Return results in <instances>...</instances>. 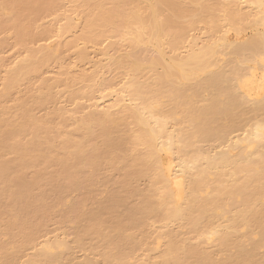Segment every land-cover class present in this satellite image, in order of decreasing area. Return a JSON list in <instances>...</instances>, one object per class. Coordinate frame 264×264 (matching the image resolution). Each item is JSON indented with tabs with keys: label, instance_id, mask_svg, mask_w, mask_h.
I'll use <instances>...</instances> for the list:
<instances>
[{
	"label": "bare ground",
	"instance_id": "obj_1",
	"mask_svg": "<svg viewBox=\"0 0 264 264\" xmlns=\"http://www.w3.org/2000/svg\"><path fill=\"white\" fill-rule=\"evenodd\" d=\"M45 1L0 0V11L8 9L7 11L14 16L12 28L16 31L19 37L18 41L24 45L27 53L25 63L5 76L0 92V232L4 233L0 234L4 238L8 237L11 241L10 247L4 244L5 241L3 243L0 241V264H14L23 256L22 251L25 249L35 250V252L26 258L24 264H98L94 259L85 257L75 261L74 251L89 252L101 258L103 264H263L264 0H228V2L225 0L221 5L219 3L222 2L219 0V3L217 0H191L193 3L191 6L199 4L198 13L195 8L192 12H196L198 16L201 14L199 16L201 19L197 16L196 18L194 13L188 12L186 15L187 11L184 10L186 7L189 9L190 2L184 0H81L86 11L88 10L83 22V34L81 33L80 37L82 41L96 45L101 39L116 38L124 40L127 47L134 50L150 46L159 60L152 56L149 60H140L128 56L127 53L121 59L110 58L112 67L114 66L117 70L120 71L118 68L131 69L121 72L125 77L128 76V80L129 77L131 78L132 84L130 81L127 82L128 85H131L121 90L117 94L116 101H112L114 103L111 105L107 104L108 106L104 110L94 111L86 118L77 121L73 132H67L59 125L52 126L53 119L50 122V120L39 121L35 118L34 111L41 109L47 102L53 100L51 93L53 86L51 85L41 84L39 91L29 95L25 94L23 98H19L18 103L16 102L17 104L12 106L14 113H9L10 107L6 108L3 104V101H6L15 89L19 90L20 83L30 82L43 68L48 66L52 59H56L52 55L53 53L49 52L50 50L47 52L46 49L36 51L27 48V45L34 40L33 37L26 34L27 30L34 25L38 18L47 13V9L41 8ZM182 1L185 2L184 6L181 5L182 3L180 4ZM187 2H189L188 5ZM243 8L248 9L247 13L246 11L242 12ZM213 9L216 16L222 15V18L219 17L222 21L213 15ZM216 10L221 12L220 15L216 13L218 12ZM189 11L191 12V10ZM183 12L187 17L182 15ZM189 14L194 15L191 18L193 20H190L189 24H185L187 27L183 25L185 27L183 31L177 27L180 24L176 21L181 19V16L182 19L184 17L188 19L191 17ZM212 17L217 19H212ZM195 18L202 20V22L198 20L199 24L206 20L204 25L202 24L203 30L211 39L202 41V38L200 44H198V39H192L188 42L186 51L180 53L179 45L187 35L186 29L195 27L194 24L197 23ZM218 21L220 26H218ZM242 23L247 25L249 29L247 32L250 31V35L245 38L238 36L243 27L246 29L245 26H241ZM246 30H244L245 33H247ZM232 31L236 32H234L236 36H231ZM243 32L241 34H244ZM215 33L216 35L222 33V35L220 34L221 36L218 37ZM206 34L205 37H207ZM214 35L216 38L213 39ZM166 49H168V53H166ZM227 56L230 58H227L229 61L225 60ZM217 57L220 59L213 61ZM157 60L159 61L158 65L160 61L168 64L167 67L170 71L174 67L180 68L183 71L180 72L188 75L190 79H194L198 74L206 72L211 67L212 70L214 68L222 69L223 67L216 66L222 62L223 64L228 62L225 65L229 66L224 70L228 71V68L233 70L229 73L232 75L231 82H229L232 83V86H229L230 90L224 91V86L219 85L226 79L228 73L223 69L222 72L217 69L219 72L214 70L207 73L208 75L204 74V78L202 77L204 82L200 79L196 80L214 90H210V93L207 87L205 89L201 87V91L209 92L210 97L206 98L211 104L203 107L205 109L203 112L200 111L202 108H198L200 114H195L198 117L195 115L187 117L189 114L187 111L192 108L191 103L187 101L193 99L191 97L184 99L181 92L179 93L181 89H178V98L181 95L185 101L184 104L188 103L184 107V104H181L182 99L180 98V100L176 96L177 89L169 88L174 91L175 95L169 90L179 102L171 101L174 105H169L170 102H168L167 104L170 106L168 107L174 109L173 106L178 103L183 106H181L183 111L187 110L185 112L188 114L180 111L183 116L185 115V118L183 116L182 118L187 120L179 119H182L184 124L188 125L189 123L187 128L190 130H187V125L184 124L182 127L185 126L186 130L182 127V130H179L177 126L180 128V123L176 126L174 122L175 128L177 127L178 130L173 131V127H171L172 130L168 131L161 122L163 118L165 119L164 123L167 120L170 122L173 119V112H170L171 118L170 115L164 113L166 112L164 109L163 113L160 110L165 116L156 118L155 111L157 109L140 101L143 102V97L148 99L153 91V89L150 90L153 84H150L151 86L146 89L144 87V90L141 89L147 93L144 92V95L139 91L142 80H139V83L138 79L143 78L144 80L149 72H153V69L156 68L152 67L157 66L155 64ZM165 63H163V67ZM239 66L245 69H241ZM231 67L237 68L234 71ZM145 69H149L148 72ZM175 70L174 72L178 75ZM167 72L165 74L169 76V72ZM175 73L173 75L172 72L171 76H175ZM153 74L151 73V76ZM166 75L163 76L166 77ZM188 76H182V78L186 77L190 81ZM228 76L230 77V75ZM150 77L148 80L151 79V81L148 83H153V78ZM155 77L159 78L160 76ZM187 80L185 79V82H188ZM179 82L175 85L176 87ZM57 84L62 85V81ZM64 85L68 87L70 83H64ZM195 85L192 87L194 88ZM104 86L106 87V85ZM192 87L190 86V88ZM196 87L198 88V86ZM161 90L156 89L155 91L157 93L162 92ZM198 90H195L196 96L200 92ZM27 92L29 91L27 90ZM81 92L83 93L79 95ZM81 92H70L69 99L74 100L75 97L78 99L77 96L83 97L89 93ZM169 92L167 91V94ZM195 92L191 93L195 95ZM156 93H152V98H157L154 96ZM165 93L162 92L161 96ZM156 95L158 98L161 97L160 93ZM193 95L191 96L194 97ZM199 96L202 97V95ZM199 96L197 97L199 98ZM220 97L226 98V102H222ZM198 101L196 100V102ZM160 102L158 104L161 105H157L155 102L158 108L166 106L165 102L163 104ZM200 103L198 104L200 105ZM198 104L194 103L192 110H195V105ZM236 110L239 111V114L235 120L231 114L235 116L234 111L238 112ZM192 112L194 111H191L189 115H192ZM176 113L174 117L177 115ZM220 113H223V116L226 114V118L227 116L229 118V120L227 119L229 126H226L228 131H225L227 128L222 127L223 130L225 129L223 132L220 129L222 125L218 128L224 133L222 136L219 135L221 132L214 134L216 130H212V128L216 129L217 127L215 128V124H211V122H217L214 119H217V115ZM54 115L57 116V112ZM247 116L252 118L248 120ZM233 118L236 122L232 120ZM160 119H162L161 122ZM179 119L177 120L180 122ZM128 120L133 122L125 123ZM127 124L131 130L128 129ZM233 132L240 133L230 138L234 134ZM119 134L120 136H117ZM218 141L221 143L220 146L218 145L220 149L219 147H209V149H206L205 146V148L200 147L204 143L206 145L208 143L207 146H210V143L214 142L212 145H215ZM198 144L199 146H197ZM139 147L144 149L140 154H138ZM168 153L172 160L166 156ZM164 154L165 156H163ZM114 171L118 174L121 171L122 180L118 178L120 179L118 182L116 179L117 183L112 180L114 182L112 184L109 178ZM100 172L102 173L100 174ZM102 174H104L103 179L107 176L110 185H112L110 187L116 186L113 187V192L110 191L112 193L109 196H113L109 197L110 201L105 200L107 203H103L100 199L101 202L94 199L97 205L89 201L96 205V208H93L92 204L88 205V200H86L87 202L84 200L82 201L83 205L85 206L86 202L90 207L86 209L88 206L80 205L75 198L76 202L74 200H72L74 203L70 202L73 204L70 207L72 209L68 210L71 215L66 213L67 218L71 217L74 226L78 220L80 224L84 221L88 222V225L84 224L85 227H82L83 224H81L83 231L80 233L79 230L82 228L78 226L80 229L76 230L75 226V234L71 241L56 238L53 241L39 243L38 239L43 236L45 223L48 218L50 219L54 207L57 204H63L62 201L65 203L64 195H68L70 191L74 193V190L77 189L80 191L83 188L84 190L92 189L93 187L88 188V186L96 179L98 180L99 175L102 176ZM140 179H144V181L146 179L149 183L146 190L142 189L144 191H140L139 187L137 189V185L134 188L135 182ZM97 184L98 182L92 183V186ZM94 191L96 190L94 189ZM133 194L140 195V201L136 205L134 203V205L126 207L130 203L127 200L128 197L130 196V199L133 200L134 197L131 196ZM92 196H96V194ZM85 197L84 195L81 198L85 199ZM67 198L65 197V200ZM123 205H126V208ZM118 206L120 209L121 206L124 207L125 210L122 211V215L117 216V214L116 217L115 213L111 212ZM120 209L116 212H120ZM107 214H110V217L115 216L112 219L109 217V221L115 218L119 219V221L114 220L118 222L119 226L121 225L119 224L120 218L125 219L126 223L120 228L117 222H113L114 226L111 225L112 221L108 224L107 219L105 221L102 219L103 216L107 217ZM59 216L61 221L67 222L68 219H65V215ZM80 219L85 220L80 222ZM67 223L71 224V221ZM145 225L150 230L149 232ZM143 227L146 229L143 231L149 233L148 239L151 234H154V237L151 236L152 240H148L149 243L146 236L148 233H138L139 235L136 233L137 229L140 232V228L142 231ZM101 228L102 231H100ZM103 229L106 231L104 232ZM114 229H118V231L114 232ZM144 234L146 235L144 236ZM188 234L189 238L186 237ZM92 236L95 237L90 240ZM83 238L89 239L91 242L85 241ZM153 239L155 240L153 241ZM99 249L101 252L98 251ZM138 249L144 252L143 255L135 254ZM98 253L99 255H97Z\"/></svg>",
	"mask_w": 264,
	"mask_h": 264
},
{
	"label": "rangeland",
	"instance_id": "obj_2",
	"mask_svg": "<svg viewBox=\"0 0 264 264\" xmlns=\"http://www.w3.org/2000/svg\"><path fill=\"white\" fill-rule=\"evenodd\" d=\"M12 1V0H11ZM14 1V0H13ZM184 1H189V2H187V5H188V3H189V9L186 7V9L184 10V11H187L186 12V15L188 14V12L191 14V13H194V12H192L193 11V8H195L197 11V13H198V10H200V7H199V4H194V6H196V7H194V6H191L193 3L191 2V0H184ZM219 1H221L222 3H219ZM217 0V2L221 5V4H223L224 2L223 1H225V0ZM216 2V4L217 5H219L218 3ZM225 2H228V0L227 1H225ZM182 3V4H181ZM183 3L185 4V2H180V4L182 5V6H184L183 5ZM192 3V4H191ZM195 3V2H194ZM48 5V6H47ZM50 5H51V7H50ZM45 6V7H44ZM191 6V7H190ZM198 6V7H197ZM216 6V5H215ZM220 7V6H219ZM243 7H245V5H243ZM38 8H40V6H38ZM41 8H44V9H47L48 11H47V13H45V14H43V16H41L40 18H38L37 19V21L34 23V25H32L31 27H30V29L29 30H27L28 32L26 33L28 36H30V37H33V42L32 43H29L28 45H27V48H30V49H33V50H39V49H46V51L48 52L49 50V52L50 53H53L52 55L54 56V58H56L55 60L54 59H52L51 61H50V63L48 64V66H46L45 68H43L42 69V71H40L39 72V74H37L36 75V77H34V78H32L31 80H30V82H22V83H20L19 84V87H18V89L19 90H17V89H15V91H13L12 93H11V95H10V97L6 100V101H3L4 103V106L7 108H9V110H11L10 112H9V110H8V112L9 113H14L13 111H12V106L14 107V105H16L17 103H18V101H19V98H23V96H25V94L26 95H29L30 93H34V92H37V91H39L40 90V86H41V84H47V85H51V86H53L52 87V90H51V93H52V97H53V100L50 102H47L41 109H38V110H35L34 111V115H35V118L36 119H38L39 121H44V120H50V122H51V120L53 119L54 121L53 122H51V125L52 126H55V125H59L60 127H62V128H64L67 132H73V130H74V127H75V125H76V123H77V121H79V120H81V119H84V118H86L88 115H90V113H92V112H94V111H102V110H104L108 105H111L112 103H114V102H112V101H116V98L118 97L117 96V94L121 91V90H124V88L126 87V88H128V86L129 85H131L132 84V81H131V78L129 77V80H128V76H126L125 77V75L121 72V71H123L124 70V72L125 71H129V70H131L130 68H118V69H120V71L119 70H117L116 68H114V66L112 67V64H111V59L113 58V59H117V58H119V59H121L122 57H124L125 55H127L128 54V56H130V57H132V58H137V59H140V60H149V59H151V56H152V58H154L155 57V59H156V57L158 58V56L156 55V53H154V50H153V48H151L150 46L149 47H147V48H139V49H136V50H134V49H130L129 47H127V43L124 41V40H117L116 38H104V39H101V40H99V43H97L96 45H91V44H87V43H85L84 41H82V38H80L82 35H81V33L83 34V26H84V19H85V15H86V12H88V10L86 11V9L84 8V6H83V3H82V1L81 0H46L43 4H42V7ZM185 8V7H184ZM198 8V9H197ZM182 9H183V7H182ZM188 9V10H187ZM214 9H216L215 7H214ZM214 9H213V15H215L216 16V14H214L215 13V11H214ZM217 9H218V6H217ZM244 10L242 11V12H244L245 13V11L246 10H248V9H245V8H243ZM8 9H5V10H2V11H0V12H2L1 14H0V92H1V90H2V86H3V79L5 78V76L10 72V71H12V70H15V69H17L18 67H20V66H22L24 63H25V61H26V59H27V53H26V49H25V47H24V45H22L18 40H19V37L17 36V33H16V31L12 28L13 27V20H14V16L12 15V13L11 12H9V11H7ZM189 10H191V12L189 11ZM219 10H221L220 8H219ZM219 10H216V11H218V12H216L217 14H219L220 15V13H219ZM194 13L195 14V17L197 16L198 18H200L199 16H201V14L198 16L197 15V13ZM212 12V11H211ZM184 13L185 12H183V14L182 15H184ZM246 13H247V11H246ZM88 14V13H87ZM189 14V15H190ZM1 15H3V16H1ZM186 15H184V16H186ZM203 15V14H202ZM211 15V14H210ZM191 17H188V19H186V17H184V19H182L183 17L181 16L180 18L181 19H178L177 21H176V23H179L180 24V26H178L177 25V27L178 28H181V29H183V31H184V29H185V27H183V25L184 26H186L185 24L186 23H188V22H190V20H193V19H191L194 15H190ZM221 16V18H222V15H220ZM219 16V17H220ZM196 17V18H197ZM214 17V16H213ZM212 17V19H217V18H213ZM216 17H218V15L216 16ZM218 17V18H219ZM195 18V19H196ZM194 19V20H195ZM201 19V18H200ZM200 19H198V20H200ZM197 20V19H196ZM198 20L196 21V22H194V23H196V24H194L195 25V27L193 26V28H187L186 29V34L187 35H185L186 37H184L185 39H183V41H182V44H180L179 45V49H180V53H183V52H185L186 51V47H187V45H188V42L189 41H191L192 39H195V40H197L198 39V44H200L201 42H200V40L202 39V41L203 40H206V39H208V38H210V37H208L209 35H207L206 33H204V24L203 23H205L206 22V20L202 23V24H199L200 22H202V20H200V22L198 23ZM219 21H222L220 18L218 19ZM218 21V22H219ZM193 22V21H192ZM191 22V23H192ZM207 23H208V20H207ZM222 23V22H221ZM189 24V23H188ZM197 24H199V26H197L196 27V25ZM202 25V26H201ZM221 24H220V22L218 23V26H220ZM4 26H5V28H4ZM182 26V27H181ZM241 26H245V28L247 29H244V27L242 28V31H240V33L238 34V36H241V37H243V38H245V37H247V36H249L250 35V31L249 32H247L249 29L247 28V25H244V23H242V25ZM2 27V28H1ZM68 27H69V29H68ZM187 27V26H186ZM4 28V29H3ZM32 29V30H31ZM190 29H192L191 31H190ZM244 30H246V32L247 33H245V31ZM82 31V32H81ZM244 31V32H243ZM188 32V33H187ZM221 32V31H220ZM233 33H231V36H236L235 34H234V32L235 31H232ZM241 32H243L244 34H241ZM203 33H204V35H203ZM236 33V32H235ZM205 34H206V36L207 37H205ZM209 34H214V33H209ZM217 34H221L222 35V33H217ZM184 35V34H183ZM215 35H216V33H215ZM214 35V36H215ZM219 35H216V36H218L219 37ZM220 35V36H221ZM205 38H204V37ZM213 36V39L214 38H216V36L214 37ZM211 39V38H210ZM181 46V47H180ZM150 48L152 49L151 51H150ZM167 50V51H166ZM165 51H166V53H168V49H166ZM152 52V53H151ZM125 53H127V54H125ZM154 53V54H153ZM56 55V56H55ZM83 55H85V56H83ZM156 55V56H155ZM58 57V58H57ZM111 58V59H110ZM219 57H217V58H214V60L213 61H215V60H217ZM227 58H229L228 56L227 57H225V60H228L229 61V59H227ZM220 59V58H219ZM232 60H233V57L231 58ZM158 60H159V58H158ZM156 61V63L155 64H157V62H159V61ZM211 60V61H212ZM163 63H165V62H163V61H160V64L158 65L157 64V66H155V67H152V68H156V69H153V72H154V74H153V72H149V74L144 78V80H143V78H139L138 79V81L139 80H142L141 81V83H140V81H139V83H140V89H139V91L141 92V93H144L145 91H141V89L142 90H144V89H146V87L148 88V87H150L152 84V87H150L151 89V91H152V89H153V91H152V93L154 94V93H156V89H158L159 91L161 90L162 92H166L164 95H166V96H164L163 94H162V96H161V93L162 92H157L158 93V95H159V93H160V96L161 97H159L158 98V96L155 94L154 96H156L157 98L155 99V98H152V93L150 94V96L148 97L147 95V97H148V99L150 100H148L146 97H143L144 99H143V102H142V100H140L141 101V103H144V104H146V105H149V106H151V107H154L155 109H157V111H159V112H157V111H155L156 113V118H162L161 116H165V114H168V115H170L171 116V113H172V116H173V119L176 117V119H172V120H170V122L167 120L165 123L163 122V121H165V119L163 118V121H162V119H160V122L163 124V125H165V127H167L166 129L169 131V130H172V128L171 127H173V131L174 130H182L181 129V127L183 126V124H184V122H182V119L185 121V120H187V119H184L185 117V115L183 116L181 113L183 112L184 114H186L187 112L190 114V112L191 111H194V112H192L191 114L192 115H189L188 113V115H187V117H190V116H193V115H195V114H197L198 115V113L200 114V112H199V110L200 109H198V108H202V110H200V111H204L205 109L203 108V107H207V106H209L210 104L208 103V99H209V97H210V94H209V92H210V90H212V91H214L212 88H210V87H208L206 84L204 85V84H200V82L201 81H199V83L197 82L199 79L200 80H202L203 82H204V74L205 75H208L207 73H209V72H211V71H218L219 72V70H221V72H222V69H223V71H227V70H224V68L225 67H227V66H229V65H225L226 63H228V62H226V63H224L223 64V62L221 63V64H223V65H221V64H219V66H216V67H220V68H222V69H219V68H214V70H212L211 68H209L208 70H206V72H204V73H201V74H198L194 79H195V81H194V79H190L189 78V76L188 75H186V74H184V73H182L183 71L179 68H171V71H170V69L167 67V65L168 64H164V67H163ZM111 65V66H110ZM166 65V66H165ZM221 65V66H220ZM225 65V66H224ZM235 65V64H234ZM148 66V65H147ZM169 66V65H168ZM231 66H233L232 64H231ZM164 69H163V68ZM235 67V66H234ZM239 67H241V66H239ZM238 67V68H239ZM168 68V69H167ZM182 69H183V67H181ZM185 68V67H184ZM187 68V67H186ZM233 67H231V69H232ZM237 68V67H236ZM236 68L234 69V71L236 70ZM127 69H129V70H127ZM174 69H176L175 71L178 73V75L174 72ZM178 69V70H177ZM187 69H190V68H187ZM186 69V70H187ZM217 69H219V70H217ZM225 69H227V68H225ZM241 69H245V68H242L241 67ZM146 70V69H145ZM149 70V69H148ZM148 70H146L147 72H148ZM156 70V71H155ZM170 72H169V71ZM185 70V71H186ZM152 71V70H151ZM159 71H160V74H159ZM169 72V76H170V78H169V76H167L165 73L166 72ZM180 71H182V72H180ZM184 71V72H185ZM187 71H189V70H187ZM231 71H233V70H229V68H228V73L225 75L226 77V81L224 80V81H222L219 85H223L224 87H223V90L224 91H228V90H230V87L232 86V83H229V82H231V77H232V75L231 74H229V73H231ZM167 72V73H168ZM173 72V75H174V73H175V76H171V73ZM220 72V73H221ZM151 73L154 75H152L151 76ZM156 73V74H155ZM186 73V72H185ZM123 74V75H122ZM166 75V77L165 76H163V75ZM222 74V73H221ZM224 74V73H223ZM39 75V76H38ZM180 75V76H179ZM184 77V76H188V78L190 79V81L189 80H187V78L185 77V79L188 81V82H185V79H183L182 78V76ZM200 75H201V77H200ZM228 75H230V77L228 76ZM151 76V77H150ZM155 76H160L159 78H157V77H155ZM179 76V77H178ZM224 76V75H223ZM153 78L152 79V81H153V83H148L149 81H151V79H149L148 80V78ZM163 77V78H162ZM175 77V78H174ZM177 77H178V79H177ZM192 77H194V76H192ZM191 77V78H192ZM203 77V78H202ZM160 79L159 81H157L156 79ZM171 78H173V79H171ZM179 78H180V80H179ZM208 78V77H207ZM167 79H169V80H167ZM177 79V80H176ZM183 79V80H182ZM205 79H206V76H205ZM224 79V78H223ZM227 79H228V81H227ZM133 80V79H132ZM147 80V81H146ZM162 80V81H161ZM193 80V81H192ZM197 80V81H196ZM230 80V81H229ZM60 81H62V85H56V83L57 82H60ZM129 81H130V83L131 84H129L128 85V83H129ZM137 81V82H138ZM156 81V82H155ZM176 81H180L181 82V84H180V82H179V85L178 86H180V87H176L175 85L178 83V82H176ZM184 81V82H183ZM192 81V82H191ZM221 81V80H220ZM128 82V83H127ZM145 82V83H144ZM165 83V84H163V83ZM176 82V83H175ZM196 82V83H195ZM25 83H27V84H25ZM64 83H67V84H69L70 83V85L67 87V85H66V87H65V85H64ZM101 83V84H100ZM127 83V84H126ZM147 83V84H146ZM160 84V87H158V85ZM183 83V84H182ZM188 83H191V84H188ZM199 85H198V84ZM202 83V82H201ZM227 83V84H226ZM228 83H229V85H228ZM146 84V86H143V85H145ZM148 84H149V86H148ZM151 84V85H150ZM166 84H167V86H166ZM172 86H171V85ZM186 84H187V86H186ZM196 84V85H195ZM231 84V85H230ZM25 85H26V87H25ZM104 85H106V87L104 86ZM157 85V86H156ZM169 85H170V87H169ZM183 85H185V86H183ZM192 85H195L194 86V88L192 87ZM201 85V86H200ZM228 87H227V86ZM93 86V87H92ZM155 86V87H154ZM163 86V87H162ZM173 86H175V87H173ZM183 86V87H182ZM190 86L192 87V88H190ZM196 86H198V88L196 87ZM200 86V87H199ZM220 86V87H221ZM230 86V87H229ZM90 87V88H89ZM145 87V88H144ZM157 87V88H156ZM166 87H168V89H165ZM173 87V88H172ZM185 87V88H184ZM188 87V88H187ZM201 87H203V89H205V87H207L206 89L207 90H209V92H207V90H203V91H201ZM26 88V89H25ZM93 88V89H92ZM134 88V87H133ZM138 88H139V86H138ZM144 88V89H143ZM169 88H171L172 90L173 89H177V91H176V96H177V98H178V96H179V93L183 96V98L184 99H189L190 97L193 99V100H188L187 102L188 103H191V107L192 108H189V110L187 111L186 109V111L187 112H185V110L183 111V104H184V100L182 99V97H181V95H180V97L178 98V99H182V101H183V103H182V101H181V104H178V103H175V104H177V105H175V106H173V108L174 109H171V108H169L170 106V104H172V102H179V100L177 99H175L173 96L175 95L173 92L174 91H172L171 89H169ZM190 88V90H188ZM198 90L199 88V90L198 91H200V92H198L197 93V96H199V95H202V97H200L199 96V98L196 96V92H195V90L196 89ZM90 89H92L91 91H90ZM181 89V91H179V90ZM182 89H184V90H182ZM193 89V90H192ZM225 89H227V90H225ZM27 90L29 91V92H27ZM165 90V91H164ZM169 90H170V92H172V93H170L169 92ZM193 92H195V95H193L191 92L192 91ZM76 92V91H79V92H81V91H84V93L86 92V93H88V94H84L85 96H83V97H79V96H77V98L78 99H76V97L74 98V100H71V99H69V95H70V92ZM147 91H148V89H147ZM150 91V92H151ZM167 91L169 92V94H167ZM179 91V93H177ZM185 91V92H184ZM191 91V92H190ZM223 91V92H224ZM21 92V93H20ZM183 92V93H182ZM187 92H188V94H187ZM203 92V94H200V93H202ZM205 92V93H204ZM83 92H81V93H79V95L80 94H82ZM146 93V92H145ZM145 93H144V95H145ZM149 93V92H148ZM187 95H186V94ZM211 93V92H210ZM78 94V93H77ZM90 94V95H89ZM147 94V93H146ZM171 94V96H169ZM226 94V93H225ZM89 95V96H88ZM149 95V94H148ZM167 95H168V97H167ZM173 95V96H172ZM191 95H193L194 97H192ZM208 95V96H207ZM18 96V97H17ZM142 97V96H141ZM150 97H151V99H150ZM164 97H166V98H164ZM170 97H173L172 99L170 98ZM186 97H188V98H186ZM208 99H207V98ZM103 98V99H102ZM146 98V99H145ZM163 98V99H162ZM167 98H168V101H167ZM196 98V99H195ZM154 99V100H153ZM170 99V100H169ZM174 99V100H173ZM180 99V100H181ZM198 99H199V101H198ZM204 100V102H203V100ZM206 99V100H205ZM222 102L224 101V102H226L225 101V99L223 98V97H220L219 98ZM218 99V101H220ZM148 100V101H147ZM156 100V101H155ZM176 100V101H175ZM196 100L198 101V102H196ZM227 100V99H226ZM156 102V104L157 105H161V104H158L160 101V103H164V105H166V106H162V107H160L159 106V108H158V106L155 104V102ZM172 101V102H171ZM206 101V102H205ZM210 101V100H209ZM17 102V103H16ZM168 102H170L169 103V105L167 104ZM185 103L184 104V107H186L187 105L186 104H188V103ZM201 102V103H200ZM202 102H203V104H202ZM110 103V104H109ZM193 103V104H192ZM194 103L195 104H198V103H200V105L198 104L197 106L195 105V108L197 109V111H196V109L195 110H192V109H194V107H193V105H194ZM206 103V104H205ZM208 103V104H207ZM220 103V102H219ZM108 104V105H107ZM143 104V105H144ZM172 105H174V104H172ZM180 105V106H179ZM169 106V107H168ZM182 106V107H181ZM190 106V105H189ZM199 106V107H198ZM200 106H202V107H200ZM164 107V108H163ZM166 108H167V110H166ZM175 108H177L176 110H175ZM188 108V107H187ZM163 109H164V111H166V112H164L163 111ZM169 109H171L170 111H169ZM178 109H180L179 110V112H178ZM14 110V109H13ZM61 110V111H60ZM162 111V113L164 112L165 114L163 115L162 113H161V111ZM176 112H178V113H176ZM182 110V111H181ZM15 111V110H14ZM180 111H181V113H180ZM236 111H238V110H236ZM57 112V116L56 115H54L55 113ZM72 112V113H71ZM171 112V113H170ZM158 113V114H157ZM170 113V114H169ZM177 114V115H175V117H174V114ZM179 114H180V116H179ZM223 113H220V115H217V117L219 118H217V119H214V121H217V122H214V123H212L211 122V124L213 125V124H215V128L216 129H213L212 127V130H216V131H214V134H217V132H221V134H219L220 136H222V135H224V130L227 128L226 126L229 124V118H228V116H227V118H226V114L223 116L222 115ZM238 114H239V111L236 113L235 111H234V115L235 116H233V114H231V117H234L235 118V120H236V118L238 117ZM11 115V114H10ZM53 115V116H52ZM197 115H195V117H198ZM167 116V115H166ZM172 116H171V118H172ZM182 116L184 117V118H182ZM219 116H221V117H219ZM6 117H7V115H6ZM8 117H9V115H8ZM54 117V118H53ZM194 117V116H193ZM208 117V119H209V116H207ZM57 118V119H56ZM166 118V117H165ZM167 118H169L168 116H167ZM179 118H182V119H179ZM211 118V117H210ZM215 118V117H214ZM222 118V119H221ZM234 118L232 119L233 121H235L234 120ZM248 120H250L252 117L251 116H247L246 117ZM245 118V119H246ZM177 119H179L180 120V122L177 120ZM190 120H191V118H189ZM195 120H196V118H194ZM228 119V120H227ZM244 119V120H245ZM212 120H213V118H212ZM239 120V119H238ZM127 121V120H126ZM125 121V123H129V122H131L130 120H128V122H126ZM172 121H173V123H172ZM227 121V122H226ZM133 122V121H132ZM174 122H175V125L177 126V125H179V123H180V128H179V126H177L178 127V129H176L175 128V125H174ZM220 124H219V123ZM236 122V121H235ZM57 123V124H56ZM62 123V124H61ZM178 123V124H177ZM182 123V124H181ZM186 123V122H185ZM210 123V122H209ZM167 124V125H166ZM172 124V125H171ZM128 125V124H127ZM174 125V126H173ZM185 126L187 125V123L186 124H184ZM188 125H189V123H188ZM186 126V129L188 130L189 128H187V127H189V126ZM222 125V126H221ZM184 126V127H185ZM219 126H221L220 127V129H222V127H224L225 129L223 130V132L222 131H219ZM229 126V125H228ZM169 127V128H168ZM184 127H182V128H184ZM171 128V129H170ZM128 129H130L131 130V127L128 125ZM185 129V128H184ZM183 129V130H184ZM185 129V130H186ZM218 129V130H217ZM190 130V129H189ZM192 130V129H191ZM229 129L227 128V130H225V131H228ZM172 133V132H171ZM223 133V134H222ZM234 134H232L231 136H230V138H232V137H234L235 135H238V133H240V132H233ZM117 136H120V134L119 135H117ZM122 136H123V134H122ZM216 136V135H215ZM217 142V141H216ZM212 144H214V142L212 143ZM211 143H210V146H207V145H209L208 143H207V145H206V143H204V145L203 144H201L200 145V147L201 146H205L206 147V149L208 148L209 149V147H212V148H216V147H219L220 146V142L218 141V143H216L215 145H212ZM219 145V146H218ZM197 146H199V144L197 145ZM203 147H201V148H203ZM204 147V148H205ZM140 148V147H139ZM138 148V149H139ZM219 149H220V147H219ZM218 149V150H219ZM141 150V151H140ZM217 150V149H216ZM217 150V151H218ZM144 151V149L142 148H140L139 149V152H138V154H140V153H142ZM163 156H165V154L163 155ZM166 156H168L169 158H171V156H170V154L168 153ZM171 160H172V158H171ZM118 171H119V169H118ZM102 172H100V174H101ZM114 173H116V171H114L112 174H111V176H110V178H109V180L111 181V183L112 184H114V182H116L117 183V181H116V179L118 180V182H119V180L122 178V176H121V171H120V175L118 174V173H116V174H114ZM118 175V176H117ZM104 174H102V176L101 175H99V177H98V180L96 179V181H93L92 183H95V182H98V184L97 185H95V186H92V183L88 186V188H91V187H93L92 189H85L84 190V188H83V190H81L80 191V189H77V190H74V193H72V191H70L69 192V194L67 195H64V197H63V199H64V201H65V203L62 201L61 203H63V204H57L55 207H54V211H52V213H51V217H50V219L48 218L47 219V221H46V223H45V226H44V233H42L43 234V236L42 237H40V239H38V242L40 243V242H44V241H53V239H56V238H58V239H63V240H65V241H71V240H73L72 238L74 237L73 235L75 234V229L76 230H79L80 228H82V227H85V225L84 224H86V225H88V222H85L84 220L85 219H80V222L83 220L84 222L82 223L81 222V224H83L82 225V227H81V224L79 223V220L78 221H76L75 223H76V228H75V226H74V222L70 219L71 217H69V218H67L66 216V213L68 214L69 212H68V210H70V209H72V208H70V207H72L73 206V204L72 203H74L72 200H74L75 201V198H77V200L76 201H78L79 202V204L80 205H83L84 204V202H82V201H86V200H88V205L89 204H92V203H89V201L90 202H94L96 205H97V202H95V200H97L98 202H105V203H107V202H109L110 201V199L111 198H109V197H113V196H109V195H111V193L114 191V188L116 187H114V185H113V187H110V186H112V185H110V182L108 181V179H107V176H105L106 178L105 179H103L104 177ZM109 177V176H108ZM118 178H120V179H118ZM100 179V180H99ZM112 180L114 181V182H112ZM122 180V179H121ZM137 181V180H136ZM146 181V182H145ZM145 181H144V179H140V180H138V182H135V186H134V188H136V185H137V189H139L140 191H144V190H146L148 187H147V184H149L148 183V181L145 179ZM100 182H105V183H100ZM100 183V184H99ZM99 185V186H98ZM107 185H109L108 187H107ZM116 185V184H115ZM139 187V188H138ZM108 188H110V189H108ZM94 189L96 190V191H94ZM107 189V190H106ZM142 189H144V190H142ZM88 190V191H87ZM108 190H109V193H108ZM113 190V191H112ZM92 191H94V192H92ZM110 191H112L111 193H110ZM82 192V193H81ZM85 192V193H84ZM84 193V194H83ZM92 193V194H91ZM107 193V194H106ZM80 194V195H79ZM81 194H82V196L84 197V195L86 196V197H88V196H90L89 198H86L85 197V199L84 198H81L82 196H81ZM96 194V196H92V195H95ZM102 194V195H101ZM77 195V196H76ZM107 197H106V196ZM67 196H68V198H67ZM78 196H79V198H78ZM81 196V197H80ZM104 196V197H103ZM131 196H133L132 198H133V200H131L130 199V196L128 197V201L130 202L129 203V206H126V205H128V204H126L125 206L126 207H130V206H132V205H134V203H135V205H136V203L138 204V202L140 201V195H137V194H133V195H131ZM65 197L67 198L66 200H65ZM71 197V198H70ZM74 197V198H73ZM92 197H94L92 200H91V198ZM106 197V198H105ZM81 198V200H79ZM62 199V200H63ZM90 199V200H89ZM95 199V200H94ZM99 199L101 200V201H99ZM104 199V200H103ZM108 199V200H107ZM94 200V201H93ZM107 202H106V201ZM72 201V203L70 204V202ZM75 201V202H76ZM127 201V202H128ZM87 202V201H86ZM85 202V206L87 205V203ZM126 202V203H127ZM94 203L91 205L93 208L95 207L96 208V205H94ZM78 204V205H79ZM98 204H102V203H98ZM59 205V206H58ZM71 205V206H70ZM79 205V206H80ZM87 205V206H88ZM84 206V205H83ZM83 206H80L81 208H84ZM90 206V205H89ZM86 207V209H89L90 207ZM124 206V205H123ZM124 206V207H125ZM124 207H122L121 206V209H120V206H118V207H115L116 208V210L119 208L120 209V212H116V210L115 209H113V212H111V213H115V216L117 215V216H120V214L121 213H123L124 212V210H125V208ZM70 208V209H69ZM124 208V209H123ZM118 209V210H119ZM114 210H115V212H114ZM117 210V211H118ZM123 211V212H122ZM65 215V219L67 220V222L69 221H71V224L70 223H64L63 222V220L61 221L60 220V216L59 215ZM70 214V213H69ZM71 215V214H70ZM69 215V216H70ZM122 215V214H121ZM62 216V217H63ZM106 216V215H105ZM115 216H111L110 217V214H107V217H102V219L105 221V219H109V217H110V219H112V217L114 218ZM116 216V217H117ZM124 216V215H123ZM120 218V217H119ZM62 219H64V217L62 218ZM109 219V220H110ZM117 221H119V219H117V218H115ZM115 219H113V220H111L112 221V223H111V221H107V223L108 224H110L111 223V225H113V222H117V221H114ZM102 220V221H103ZM126 220L125 219H121L120 218V222H119V224H121L120 226H122V225H124L126 222H125ZM72 222H73V224H72ZM77 222H78V224H77ZM134 223H135V221H134ZM115 224V223H114ZM110 225V226H111ZM117 225H118V222H117ZM117 225H115V227L117 226ZM80 228H79V227ZM114 226V225H113ZM119 226V225H118ZM117 226V227H118ZM120 226H119V228H120ZM156 227H157V225H156ZM159 227V226H158ZM75 228V229H74ZM78 228V229H77ZM103 228V227H102ZM102 228L100 229V231H102ZM145 228H146V225H145ZM144 227L142 228V231H141V228H140V232H138L139 231V229H137V231H136V233L138 234H140V233H142L143 234V232H146V234L150 231V230H148V228H146L147 229V231H145L146 229H145ZM143 229H145L144 231H143ZM104 230V232L106 231L105 229H103ZM81 231H83V228H82V230L80 229L79 230V232L81 233ZM114 232H117L118 231V229L117 230H113ZM184 231V230H183ZM74 232V233H73ZM78 232V233H79ZM103 232V233H104ZM186 232V231H185ZM184 232V233H185ZM1 233V232H0ZM1 234H4L3 232L1 233ZM0 234V235H1ZM138 234V235H139ZM146 234H144V236L146 235ZM149 233L146 235L147 236V242H148V240L150 241V240H152V237H154V234L152 235H150V239H148L149 238ZM186 235H187V233H186ZM6 236V235H5ZM152 236V237H151ZM190 236H191V234H190ZM2 237V239H0V241H2V243L4 242V244H6V245H8L9 247H10V245H11V241H10V239L8 238V237H5L4 238V236H0V238ZM93 237V238H92ZM92 237H90V240H93L94 239V237L95 236H92ZM186 237H188L189 238V234H188V236H186ZM4 238V239H3ZM88 238V237H87ZM155 238H156V236H155ZM191 238V237H190ZM194 238V237H193ZM102 240H104L103 238H101ZM100 239V240H101ZM8 240V241H7ZM83 240H85V241H88V242H91V241H89V239H84L83 238ZM155 239H153V241H154ZM149 243V242H148ZM151 243V242H150ZM152 244H153V242H152ZM98 251H100L101 252V250L99 249ZM35 252V250H31V249H25V250H23L22 251V254H23V256L22 257H20V259H16L17 261H15V263L14 264H24L25 262H26V258L28 257V256H30L31 254H33ZM75 253V255H73V258H75L74 260L75 261H79L80 259H84V257L85 258H89V259H94L96 262H98V264H103L102 263V259L101 258H98L97 256H94V255H92V254H90L89 252H87V253H83V252H80V251H74ZM137 251H135V254H139V255H143V251H140L139 249H138V252L136 253ZM97 255H99V253L97 254ZM75 256V257H74ZM101 259V260H100ZM264 264V263H263Z\"/></svg>",
	"mask_w": 264,
	"mask_h": 264
}]
</instances>
